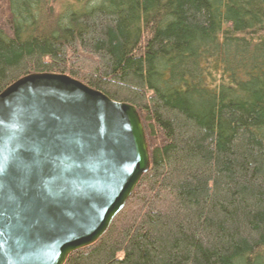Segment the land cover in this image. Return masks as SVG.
I'll return each mask as SVG.
<instances>
[{"label": "trees", "instance_id": "16d2710c", "mask_svg": "<svg viewBox=\"0 0 264 264\" xmlns=\"http://www.w3.org/2000/svg\"><path fill=\"white\" fill-rule=\"evenodd\" d=\"M42 72L136 106L151 153L65 264H264V0H0V93Z\"/></svg>", "mask_w": 264, "mask_h": 264}, {"label": "water", "instance_id": "95a60500", "mask_svg": "<svg viewBox=\"0 0 264 264\" xmlns=\"http://www.w3.org/2000/svg\"><path fill=\"white\" fill-rule=\"evenodd\" d=\"M141 116L68 74L0 93V264H65L111 227L151 168Z\"/></svg>", "mask_w": 264, "mask_h": 264}]
</instances>
